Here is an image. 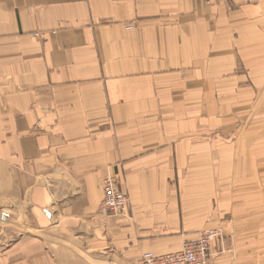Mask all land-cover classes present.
<instances>
[{
	"label": "crops",
	"instance_id": "obj_1",
	"mask_svg": "<svg viewBox=\"0 0 264 264\" xmlns=\"http://www.w3.org/2000/svg\"><path fill=\"white\" fill-rule=\"evenodd\" d=\"M214 229V264H264V0H0V264Z\"/></svg>",
	"mask_w": 264,
	"mask_h": 264
},
{
	"label": "built area",
	"instance_id": "obj_2",
	"mask_svg": "<svg viewBox=\"0 0 264 264\" xmlns=\"http://www.w3.org/2000/svg\"><path fill=\"white\" fill-rule=\"evenodd\" d=\"M102 193L100 212L103 215L118 218L127 213L128 198L117 189L113 177L103 180ZM221 236L219 229L202 231L196 239L184 242L177 252L165 255L150 252L141 254L139 264H214L210 246L214 239Z\"/></svg>",
	"mask_w": 264,
	"mask_h": 264
},
{
	"label": "rangeland",
	"instance_id": "obj_3",
	"mask_svg": "<svg viewBox=\"0 0 264 264\" xmlns=\"http://www.w3.org/2000/svg\"><path fill=\"white\" fill-rule=\"evenodd\" d=\"M220 230V229H219ZM103 264H108L107 262H103Z\"/></svg>",
	"mask_w": 264,
	"mask_h": 264
}]
</instances>
